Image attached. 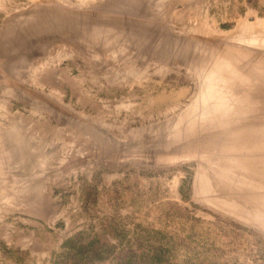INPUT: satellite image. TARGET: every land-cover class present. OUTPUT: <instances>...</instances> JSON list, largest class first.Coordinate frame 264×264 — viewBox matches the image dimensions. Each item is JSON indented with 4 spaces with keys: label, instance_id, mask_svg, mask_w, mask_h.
I'll list each match as a JSON object with an SVG mask.
<instances>
[{
    "label": "rangeland",
    "instance_id": "rangeland-1",
    "mask_svg": "<svg viewBox=\"0 0 264 264\" xmlns=\"http://www.w3.org/2000/svg\"><path fill=\"white\" fill-rule=\"evenodd\" d=\"M9 25L0 264H264V0H0Z\"/></svg>",
    "mask_w": 264,
    "mask_h": 264
},
{
    "label": "bare ground",
    "instance_id": "bare-ground-1",
    "mask_svg": "<svg viewBox=\"0 0 264 264\" xmlns=\"http://www.w3.org/2000/svg\"><path fill=\"white\" fill-rule=\"evenodd\" d=\"M131 12V11H130ZM131 14V13H130ZM128 15V14H127ZM41 20H40V22L39 23H37L36 24V26H34V27H32V29L34 28L35 29V31L36 32H38V33H40L41 31H43L44 32V30H45V32L46 31H53V32H57L56 33V37L58 38V39H60L62 42H66V41H69L70 40V38H71V36L69 37L68 35L70 34V29H69V25L70 24H72V22H73V19L74 18H71L72 19V22L69 24V21H68V18H70V17H67L66 15H64V14H61V13H58V14H54V13H52V14H47V15H41ZM112 18V17H111ZM70 19V20H71ZM112 19H114V17L112 18ZM110 20V21H108V22H104V24H101L103 21H101V20H99V19H93V21H92V19H91V21H92V23H93V27L91 26L92 24H90V26L92 27L91 29H94V35L96 36V34H97V38H101V39H99L100 41H102V40H104L105 38H107V37H110L109 35H108V29H107V26H105L106 24H109V23H111V22H116V21H114V20ZM80 20V19H79ZM86 20V19H85ZM105 20V19H104ZM76 21H78V20H76ZM83 21V20H82ZM82 21H79V22H81L80 23V25H82ZM91 21H90V23H91ZM79 22L77 23V26H78V24H79ZM85 22V21H84ZM74 23V22H73ZM156 24H157V22H155ZM85 24V23H84ZM84 24H83V26H82V28L84 27ZM87 25L89 24V23H86ZM75 26H76V24H74ZM167 25V24H166ZM9 26H11L10 28L9 27H6L4 30H0V57L3 55V54H5L6 53V51L5 50H7V48H8V51H9V46H13V48H15V47H18V48H20L21 49V53H20V55H19V61L21 62V61H25V60H23L24 59V57L26 58V53L24 52V50L25 49H27L28 50V42H29V39H30V34H27V33H29V30H28V28L26 29H24V28H22V26H20V25H9ZM71 26H73V25H71ZM86 26V25H85ZM74 27V26H73ZM80 26H78V28H79ZM86 27H88V26H86ZM167 27V26H166ZM71 28V27H70ZM164 28V27H163ZM32 29H30V30H32ZM33 29V30H34ZM80 29H81V27H80ZM90 28L88 27V30H89ZM155 29V28H154ZM165 29V28H164ZM85 30V29H84ZM84 30L82 31V32H84ZM87 30V29H86ZM87 30V31H88ZM160 30V29H159ZM35 31H33V32H35ZM78 31V34H79V30H77ZM76 31V32H77ZM90 31V30H89ZM88 31V32H89ZM153 31H156V30H153V27H152V32ZM91 32V31H90ZM93 32V31H92ZM157 32V31H156ZM155 32V33H156ZM160 32H162V33H165V30H164V32L163 31H160ZM168 32V31H167ZM169 33V32H168ZM167 33V34H168ZM32 34V33H31ZM85 34V33H84ZM150 34H151V32H150ZM153 34V33H152ZM33 35V34H32ZM71 35H73V34H71ZM76 36H77V33L75 34ZM81 35V34H80ZM79 35V36H80ZM89 35V33L87 34V36ZM165 35H166V33H165ZM170 35H172V33H170ZM90 36V35H89ZM88 36V37H89ZM161 36V35H160ZM163 36H164V34H163ZM91 37V36H90ZM151 37V36H150ZM149 37V38H150ZM75 38V37H74ZM173 38V37H172ZM81 39V38H80ZM110 40V39H109ZM77 41H78V39H77ZM79 42V41H78ZM57 43V42H56ZM67 44V43H66ZM9 45V46H8ZM62 45V44H61ZM8 46V47H7ZM15 46V47H14ZM7 47V48H6ZM12 48V49H13ZM31 48V47H30ZM169 46L167 45V44H164V45H162L161 47H160V51H159V53H160V55L161 56H166V55H168L171 51H169ZM20 49H18V50H20ZM201 49V48H200ZM14 50V49H13ZM16 50V49H15ZM7 51V52H8ZM10 53H12V51L11 52H9L8 54L9 55H11ZM7 53H6V55H8ZM176 54H178V52H175V53H173L172 55H174V58H175V55ZM5 55V56H6ZM180 55H181V53H180ZM191 55V54H190ZM194 55V54H193ZM199 55V54H198ZM197 55V56H198ZM200 56V55H199ZM198 56V57H199ZM15 57H17V56H15ZM167 57V56H166ZM176 57H177V55H176ZM194 57V56H193ZM193 57H192V59H193ZM178 58V57H177ZM179 58H180V56H179ZM17 59V58H16ZM189 59V58H188ZM173 60V59H172ZM177 60V59H176ZM26 64V63H25ZM29 64H31V63H29ZM3 67V66H2ZM29 67V66H28ZM3 69V68H2ZM4 71V70H3ZM10 71V70H9ZM5 72V71H4ZM12 72V71H11ZM10 72V73H11ZM3 73V72H2ZM9 73V74H10ZM17 74V73H16ZM13 75H15V73L13 74ZM16 76V75H15ZM216 76H218V75H216V74H213V75H211L210 76V78L211 79H213V78H215ZM219 76H221V75H219ZM23 77V76H22ZM18 78V77H17ZM221 79H222V81L221 82H219V83H216L217 84V86H220V85H222V84H224L225 82V79L224 78H222L221 77ZM9 81V80H8ZM13 85V84H12ZM247 95H248V93H247ZM261 96V95H260ZM251 97V96H250ZM248 98V97H247ZM252 99V98H251ZM260 100H261V98H259ZM259 100V101H260ZM263 100V99H262ZM261 100V101H262ZM253 101V100H252ZM249 102H251V101H249ZM255 103V102H254ZM258 106H260V108H261V105H256L254 108L257 110V112H258V109L256 108V107H258ZM263 107V106H262ZM50 109V108H49ZM256 110L254 111L255 112V114H256ZM260 110V109H259ZM264 110V109H263ZM252 111V110H251ZM261 111H262V109H261ZM261 111H259V112H261ZM51 112V111H50ZM49 112V113H50ZM263 113V112H262ZM257 115V114H256ZM264 115V114H263ZM259 116V115H258ZM254 117V116H253ZM260 117H262V116H260ZM262 122V121H261ZM215 124H216V122H214ZM195 124V123H194ZM229 124H231V123H229ZM255 124H258V123H253V125H255ZM261 124V123H260ZM193 125V124H192ZM232 125H234V124H232ZM236 125V124H235ZM264 125V123L263 124H261V126H263ZM229 126V125H228ZM228 126H226V127H228ZM258 126H260L259 124H258ZM258 126H253V128H255V129H257V127ZM12 127H13V125H12ZM223 127H225L224 125H223ZM231 127V126H230ZM238 127V126H237ZM239 127H240V125H239ZM190 128H191V126H190ZM20 129L21 128H11V127H9V129H8V135L10 136V135H12V137L14 138V139H16V141L18 142V143H20L19 144V146H22L23 144H25V139H23L22 138V131H20ZM192 130H195V128H193ZM198 130V129H197ZM239 130H240V132H242V131H246L247 130V128H245V129H241V127L239 128ZM212 131V130H211ZM227 136L226 137H223V136H225V135H223L222 136V134L221 135H219V138H227L226 139V141L227 142H229L228 140H229V138H230V136H235L236 134H234L233 132H231V133H228V134H226ZM214 136V135H213ZM221 136V137H220ZM218 138V137H217ZM218 138V139H219ZM233 138V137H232ZM232 138H230L231 139V141H232ZM24 141H23V140ZM222 140V139H221ZM198 141V140H197ZM196 141V142H197ZM204 141V140H203ZM222 141H224V140H222ZM226 141H225V143H226ZM230 141V142H231ZM195 142V144H197ZM202 142V141H201ZM205 142L207 143V140H205ZM203 144H204V142H202ZM202 143H200L199 142V144L201 145ZM210 143V142H209ZM208 143V144H209ZM215 143V142H214ZM214 143H211L210 144V146L212 145V144H214ZM222 143V142H221ZM192 144H193V142H192ZM207 144V146H209ZM230 144V143H229ZM229 144H225V145H229ZM199 145V146H200ZM220 145V144H219ZM202 147H203V145H201ZM204 146H206V145H204ZM216 146V145H215ZM220 146H224V144H221ZM212 147H214L213 145H212ZM219 147V146H218ZM218 147H216V148H218ZM220 148H222V147H220ZM226 148V147H225ZM215 149V148H214ZM213 149V150H214ZM219 149V148H218ZM228 148H226V150H227ZM226 150H224V151H226ZM217 150H214V152H216ZM222 151V150H221ZM218 152H220V151H218ZM31 180V179H30ZM29 180V181H30Z\"/></svg>",
    "mask_w": 264,
    "mask_h": 264
}]
</instances>
